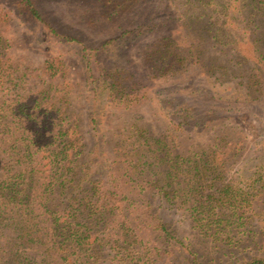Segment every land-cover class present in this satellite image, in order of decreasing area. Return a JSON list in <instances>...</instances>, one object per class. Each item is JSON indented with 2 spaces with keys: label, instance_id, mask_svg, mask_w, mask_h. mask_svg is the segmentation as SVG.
Segmentation results:
<instances>
[{
  "label": "rangeland",
  "instance_id": "rangeland-1",
  "mask_svg": "<svg viewBox=\"0 0 264 264\" xmlns=\"http://www.w3.org/2000/svg\"><path fill=\"white\" fill-rule=\"evenodd\" d=\"M176 1L35 0L41 12L42 20L39 21L22 9L19 0H0V37L5 40L4 49L11 63L10 76L14 80L8 96L17 103H25L27 112L31 114L38 112V108L49 109L47 102L50 98L61 116L76 120L80 134L88 142L87 117L91 110L88 101L95 83L92 77L86 84L89 72L82 54L87 53L90 47L111 39L114 45L106 43V47L118 50L124 69L134 73L136 82H144L146 98H141L128 108L109 107L106 104L102 131L107 140V151L116 141L124 138L129 123L138 127L148 126L152 144L155 138L167 135V119L171 123L182 119L180 112H173L175 107L165 106L169 96L177 97L173 93L167 95V90L181 89L189 93L184 95L186 104L192 106V113L200 115V118L190 120L183 117L182 128L178 130V145L170 154L182 155L183 160L184 157L188 158L181 168L183 171H170L174 180L170 178L172 184L169 189L175 187L181 193L182 188H186L192 195L191 190L203 183H197V177L195 180L189 178L191 174L186 172L187 169L204 152L209 154L215 150L217 159L224 158L226 161L221 183L232 184L242 195L254 194L253 188L258 189V185H263L264 189V169L260 175L256 168L264 166V0H251L253 10L243 6L244 1H232L234 12L228 10L231 18L229 28L224 33H215L217 38L214 33L202 30L175 32L180 24L182 30L188 31V14L199 11L201 5L198 3L199 6L192 9L191 5L184 6L183 0ZM209 1L212 5H207V9L212 15H215L211 9L213 6H224H220L218 0ZM182 8L187 10V16H182L179 24L177 18ZM237 10H241V13H236ZM253 12L255 16L252 19L258 26L256 33H237L235 26L238 18ZM220 19H223V15ZM241 24L245 25L244 22ZM175 35L179 36L180 41H195L198 44L199 60L188 61L183 71L167 70L160 75H152L146 66L144 53L163 50L164 46L169 48L167 44H162L163 36L171 41ZM169 45L172 49V44ZM106 51L101 52L103 56ZM53 56L61 60L62 76L51 77L43 72L45 59ZM93 65L91 73L95 77L100 70L95 63ZM256 69L259 70L258 74L261 72L262 78L259 85H253L251 96L247 99L242 94L246 93L245 82H248L249 73L256 72ZM34 99H37L35 108ZM238 139H241V143L236 144ZM218 146L222 149L234 147L236 154L228 157L226 153L222 156V150L217 151ZM154 147L157 148L156 145ZM205 161L199 160L198 167L204 165ZM154 173L151 177H163L161 173ZM137 177L142 178L143 173L135 175ZM210 177L204 181L207 186L203 185L201 189L202 197L212 192ZM261 192L249 207H236L233 211L219 207L212 211L208 208L191 209L190 206L179 208L176 204L160 208L155 217L166 222L169 230L167 236L157 229L156 221L145 220L140 213L132 215L131 225L133 218L136 225L125 230L120 224L123 217L116 212L109 214V218L104 214V220L96 221L97 225L89 230L88 223L93 218L88 217L90 220L85 226L79 225V231L86 233V244L82 251L72 240L64 238L61 225L50 222L53 218L50 213L44 211L22 215L11 228L4 226V230H0V233L7 234L0 262L143 264L144 259L146 264H247L255 258L264 259V190ZM62 209L63 206H59V222L67 215L61 212ZM21 217L24 218L22 222ZM68 220L75 222L73 215ZM28 231L32 233L30 236L23 238L19 235ZM55 231L58 243L47 244V234ZM33 235L36 239L28 242ZM135 237L137 239L133 244ZM58 245L60 248L56 252Z\"/></svg>",
  "mask_w": 264,
  "mask_h": 264
},
{
  "label": "trees",
  "instance_id": "trees-1",
  "mask_svg": "<svg viewBox=\"0 0 264 264\" xmlns=\"http://www.w3.org/2000/svg\"><path fill=\"white\" fill-rule=\"evenodd\" d=\"M172 1L177 2L176 0ZM218 1L220 6L224 5L221 8L226 11L213 6L211 9L215 15H212L207 9V5H212L211 1L183 0L184 6L191 5L192 9H196L199 6L198 3L201 5L199 11L194 10L188 14L187 20L190 21V25L187 26L188 31L182 30L180 24L182 16H187V10L180 9V16L177 18L180 25L175 28V32L189 33L202 30L206 33H214L216 38L218 35L215 33H224V30L229 28L231 21L228 10L234 12V8L231 6V2L234 0H225V3L223 0ZM239 1L245 2L243 6L254 9L251 0ZM19 2L27 14L39 21L42 20L35 0H19ZM206 9L207 11H205ZM235 12L241 13V10ZM222 15L223 19H220ZM254 16L255 12L238 18V23L235 26L237 33L240 31L256 33L258 26L252 19ZM241 22H244L245 25H242ZM162 42L169 48L164 46L163 50H148L144 53L146 66L152 75L155 73L160 75L167 70L183 71L188 61L197 62L199 60V47L195 41H180L179 36L175 35L171 41L167 36H163ZM106 43L113 44V40L100 42L97 46L90 47L87 53L82 54L89 72L86 84H89L88 81L92 77L95 83L91 88V96L88 101L91 110L87 117V125H89V129H87L89 141L87 142L80 134L76 120L68 116H61L60 110L55 108V103L50 98L47 102L49 109L38 108V112L31 114L27 112L25 103H17V100L8 96L13 80L10 76L11 63L9 54L4 49L5 40L0 37V93H2L0 98V230H4L2 229L4 226L11 228L13 224L20 221L19 217L22 215H30L35 212L44 213L45 211L53 216L50 220L51 223L62 226L64 238L72 240V243L82 251L86 244L84 242L86 233L79 231V225L85 226L87 220H90L88 217L93 219L88 223L87 230L93 225H97L96 221L99 223L100 220H104V214L109 218V214L116 212L117 215L123 217L120 224L125 230L136 225L134 224L135 218L131 225L132 215L140 213L144 215L145 220L156 221L157 229L167 236L169 230L166 228V222L155 217V214L160 212V208H169L171 204L179 205V208L190 206L191 209L208 208L211 211L215 207L232 211L236 207H249L253 200L261 195V190H264L263 185H258V189L253 188L254 194L242 195L238 193V188L232 184L221 183L226 171V161L224 158L217 159L215 150H211L209 154L204 152L197 161L190 159L192 162L186 171L191 174L189 178L195 180L197 177V183L202 182L204 187L207 186L204 181L208 176H211L209 186L213 187L212 192L206 193L203 197L200 196L202 184L191 190L192 195H189L190 192L186 188H182L183 192L181 193L175 187L172 190L169 189L172 184L171 180H174L170 171L172 172L173 169L177 172L183 171L181 168L186 165L185 160L188 158L184 157L183 160L181 159L182 155L170 154L178 145V130L182 128L183 117H189L190 120L200 118V115L192 113V106L186 104L184 95L189 93L181 89L170 88L171 90H167V95L173 93L177 97L169 96V101H166L165 106L175 107L173 112H180L182 119L175 123H171L170 119H167L169 120L167 125L165 123L167 135L153 140V144L157 148L151 143L148 126L139 125L138 127L134 123H129L123 135L124 138L120 142L116 141L115 145L113 144L107 151V140L102 131L104 107L108 105L109 107L128 108L139 102L141 98H146V91L144 82H136L134 73L124 69L119 51L111 47L108 49ZM158 43L160 45V40ZM169 43L172 44V49ZM118 46L117 44V48ZM105 51L103 56L101 52ZM93 63L100 70L95 77L91 73ZM61 64L58 57H49L44 61L43 72L48 73L51 77L53 75L62 76L60 74L62 72ZM257 71L259 70L256 69V72L249 73L248 82H245L246 93L242 94L247 99L251 96L249 94L253 91V85H259L261 81V72L258 74ZM124 72L126 74H123ZM257 76L258 78L255 79ZM124 79L129 83H125ZM96 99L98 101H95ZM102 102L103 108L101 107ZM35 104H37V99H34V108ZM238 143H241V139L237 140L236 144ZM217 149V151L222 150V156L226 153L228 157L236 154L234 147L222 149L221 146H218ZM155 152L156 154H154ZM199 160L206 161L204 165L198 167ZM263 167L256 166L260 175L263 174ZM154 171V174L161 173L163 177L152 176V178L151 175ZM142 173V178H135V175ZM59 206H63L61 212L67 214L61 222L58 220L57 213ZM72 215L75 222L68 220L69 217L70 220L72 219ZM210 220H213L212 217ZM76 224L78 227H75ZM55 229L57 228L53 230ZM56 231L47 234V244L58 243ZM31 234L28 231L19 235L25 238ZM122 235H127V233H122ZM21 236L18 237L22 238ZM6 238V233H0V241L2 240L0 254L4 252L2 248L6 247L4 240ZM35 239L36 236L33 235L28 239V242ZM135 239L137 237L134 238L133 244ZM67 245L65 244V246ZM71 246L73 245L71 244ZM59 248L58 245L55 249L56 252ZM142 262L146 264L144 259ZM247 264H264V259L255 258Z\"/></svg>",
  "mask_w": 264,
  "mask_h": 264
}]
</instances>
